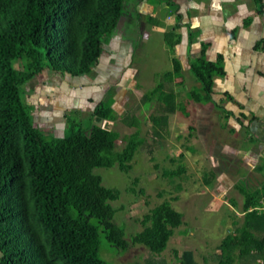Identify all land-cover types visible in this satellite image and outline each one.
Instances as JSON below:
<instances>
[{
  "label": "trees",
  "instance_id": "trees-1",
  "mask_svg": "<svg viewBox=\"0 0 264 264\" xmlns=\"http://www.w3.org/2000/svg\"><path fill=\"white\" fill-rule=\"evenodd\" d=\"M129 1L0 0V264H109L100 257L102 239L115 253L141 245L150 255L145 264H166L154 254L166 248L174 230L184 223L182 214L169 202H161L143 214L141 230L126 239L124 228L113 220L116 209L111 202L120 191L106 187L95 172L113 166L128 172L142 143L137 130L116 149L119 134L107 127L117 117L115 88L94 104L91 125L75 129L69 125L62 137L44 135L20 95L21 86L48 67L61 75L89 74L120 16L130 13ZM162 1L177 11L175 0ZM253 1L256 13L262 14L264 0ZM147 20L159 25L153 17ZM173 37L169 31L164 34L172 67L142 94L143 104L157 101L164 82L181 75ZM196 38L190 30L189 42ZM208 46L201 42L199 53L187 59L198 84L187 95L196 103H211L214 77L225 75L223 55L209 59ZM255 47L264 49V37ZM14 60L20 68L13 67ZM177 106L174 96L166 93L158 113L150 115L158 144ZM244 179L245 183L240 179L235 183L242 197V218L236 221L233 216L234 228L220 240L215 264H264V211L260 208L264 181L250 187L249 179ZM174 255L177 264H197L191 250H175Z\"/></svg>",
  "mask_w": 264,
  "mask_h": 264
},
{
  "label": "rangeland",
  "instance_id": "rangeland-1",
  "mask_svg": "<svg viewBox=\"0 0 264 264\" xmlns=\"http://www.w3.org/2000/svg\"><path fill=\"white\" fill-rule=\"evenodd\" d=\"M133 2L135 0L129 1L130 4ZM241 2L228 1L230 13L237 11L236 4ZM246 2L249 11L244 14H249L247 12H251L255 5L254 1ZM146 3L152 6V9L146 15L142 14L141 18L130 9V21L125 23V18L120 29L116 30L103 46V52L89 74L72 77L56 73L48 67L45 69L50 71L47 76L50 82V87H46L48 92H45L44 88L38 91V87L33 88L34 77L21 86L20 95L24 103L32 109L34 120L42 133L48 137H62L68 133L69 125H74V129L91 125L92 107L98 99L104 97L109 88H115L113 107L117 117L108 123L107 127L119 134L116 149L120 150L129 135L137 130L142 143L134 153L128 172H121L116 166L95 169V172L102 176V183L106 187L120 191L118 199L111 202L116 209L114 222L124 228L125 238L129 239L141 230L144 213L161 202H169L182 214L184 223L174 230L166 248L161 253L154 254L155 259L166 264H177L174 251L191 250L197 264H215L220 240L234 228L231 222L233 216L236 221L242 218V197L236 189L228 188L227 193L232 191L233 195L232 206L227 195L213 199L210 188L231 181L235 184L238 179L245 183V176L249 179L247 184L250 187L264 181V149H259L263 142L259 140L261 137L258 133L256 136L259 139L244 129L243 132L241 128L240 133H235L229 130L228 124L222 127L220 107L213 105V108L208 103L190 100L187 94L196 90L198 84L195 83L186 62L182 64L180 76L174 77L172 82H164L163 91L157 101L142 103V94L150 91L161 80L162 74L172 67L164 34L169 31L178 36L175 39L173 37L172 41L180 42L179 34L174 33L175 29L180 28L176 22V11L165 8L162 0H146ZM185 4L188 7L186 13L191 15L190 3ZM148 17L157 19L159 25H151ZM245 18H249L250 24L253 17L246 15ZM115 48L120 49L121 59L117 61L120 65H114ZM196 49L192 48L191 53L188 51L191 56L197 55ZM109 51L112 52L110 56L106 55ZM176 52L178 50L174 49V54ZM108 57H112L108 60L112 66L102 71V65H106L102 61ZM97 66L101 69H94ZM13 67L20 68V62L14 60ZM81 77L82 79H79ZM72 78L80 81L79 87L82 89L75 87L73 80L67 81ZM61 80L65 87V82L69 83L67 90L73 89L78 93L62 92ZM166 93L174 96L178 106L169 116L168 126L163 131L164 139L158 144L152 132L150 115L158 113L157 107L163 105ZM86 97H90L93 102H87ZM214 99L218 101L216 96ZM49 105L55 106V109L51 110V118L48 116L44 119L42 117L45 107ZM181 105L183 109L180 108ZM76 108L78 110L75 113L68 114L65 127L58 129L64 125L61 122L62 112ZM46 119L53 124L42 123ZM252 146H258V149L254 150L258 159L250 160L249 164L245 165L242 157ZM239 149L240 153H237ZM180 154H183V158H180ZM220 156L231 158L232 166L225 168ZM217 162L219 165H216ZM181 168L184 169L182 173L170 174ZM149 256L148 251L141 245H131L125 252L115 253L102 239L100 257L109 264H145V259Z\"/></svg>",
  "mask_w": 264,
  "mask_h": 264
},
{
  "label": "crops",
  "instance_id": "crops-1",
  "mask_svg": "<svg viewBox=\"0 0 264 264\" xmlns=\"http://www.w3.org/2000/svg\"><path fill=\"white\" fill-rule=\"evenodd\" d=\"M135 1L136 2L131 4L129 3L130 6L128 4L127 7H131L133 11H137L139 18H141L142 14L146 15L148 11L152 9V6H149L146 3V0ZM228 1L242 2L236 4L237 11L233 10L232 13H230V9L227 6ZM246 1L253 0H175V3L178 5L176 13L180 14V17L177 18L176 22H178L180 28L173 30L174 33L179 34L180 37L178 39L180 42L176 43V41H173V44H175L174 49L178 50L175 56L180 60L181 64L186 62V66L188 55H190L191 49L196 47V52L198 54L201 42L207 43L209 45L207 49V56L209 59H215L217 54L223 55L225 75L222 77L216 76L214 78L212 102L208 104L212 106L216 105L221 108L220 112L222 113L223 118V123L221 125L222 127H225V125L228 124L229 130L235 133H240V128L245 130L244 127H247V131L252 133V135L256 136L258 133L261 139H259L258 136L256 137L263 142V144L259 146V149L263 150L264 49H256L255 44L259 39L264 37V12L262 14H258L256 13L254 7L251 12H247L249 14H244L245 11H249V6ZM186 2L190 3L191 5L189 7L192 9L191 15L186 13V9L188 8L185 4ZM165 8L168 7L165 5ZM246 15H251L253 17L250 24L248 25L245 23ZM125 18V23L130 21V15L125 16ZM139 22L141 21L139 20ZM175 24L176 23L174 22L173 26H175ZM190 30L194 31L197 37L196 41L194 40L192 43L189 42ZM175 37L178 36H174V39ZM118 48L114 49V60L116 62H114V65H120L117 63V61L121 59L120 49ZM106 55L110 56L112 55V52ZM109 58L112 59V57H108L102 61L103 64H106L102 65V71H106L112 66L111 63L108 62ZM94 69L100 70L101 68L97 66L94 67ZM49 72L50 71L44 69L39 75L40 77L36 76L35 79H32V81L34 80V89H36L35 87H38L36 89L38 91V89L44 88L45 92H48L46 87H50V82L47 78ZM79 79H82V77ZM71 80L75 82V87H79L80 81H75L73 78L67 81ZM65 84H67V87L69 83L65 82ZM60 85H63L62 80ZM62 87H65V85ZM62 87V92L65 91V94L67 91L74 94L78 93V91H74L73 89L67 90L65 87V90ZM79 88L82 89V87ZM214 96L218 98V101L214 99ZM100 99H98L97 102ZM86 100L87 102H93L90 97H86ZM55 104L57 103H54V105ZM219 104L222 106H219ZM36 109H38V107H36ZM54 109L55 106L49 105L48 107H45L42 118L45 119L48 117L51 113V110ZM92 109L90 111V115L92 113ZM77 110V108L74 110L68 109L66 113L62 112L61 116L63 117V120L61 122H63L64 125L58 129H63L65 127V116L70 113H75ZM79 113L80 111L78 114ZM43 122L48 125L53 124V122L51 121L52 123H50V120L48 119L43 120L42 123ZM244 130L243 132H245ZM255 149H258V146H256V148L252 146L251 149L247 150L249 153L246 151L245 155H243L242 160L245 161V165H248L250 160L256 161L258 159V155L254 152ZM237 153H240V149ZM246 154L248 155L246 156ZM253 154L255 156L254 158ZM220 158L224 162L225 168L232 166L231 158H226L224 156H220ZM216 165H219L218 162ZM230 187L236 189L233 181L224 185L220 184L217 187L210 188L211 196L213 199H216L222 195H227L228 200L231 201L230 203L233 206L234 200L232 199V191L227 193V189Z\"/></svg>",
  "mask_w": 264,
  "mask_h": 264
},
{
  "label": "water",
  "instance_id": "water-1",
  "mask_svg": "<svg viewBox=\"0 0 264 264\" xmlns=\"http://www.w3.org/2000/svg\"><path fill=\"white\" fill-rule=\"evenodd\" d=\"M124 20H125V15L122 14L117 21L116 30L120 29V26L124 23ZM116 30H115V32H116Z\"/></svg>",
  "mask_w": 264,
  "mask_h": 264
},
{
  "label": "built area",
  "instance_id": "built-area-1",
  "mask_svg": "<svg viewBox=\"0 0 264 264\" xmlns=\"http://www.w3.org/2000/svg\"><path fill=\"white\" fill-rule=\"evenodd\" d=\"M261 203H262V206L260 208L262 209V211H264V198L262 199Z\"/></svg>",
  "mask_w": 264,
  "mask_h": 264
}]
</instances>
